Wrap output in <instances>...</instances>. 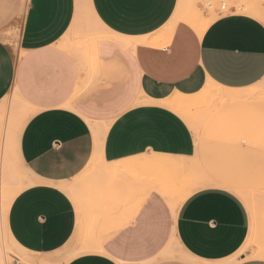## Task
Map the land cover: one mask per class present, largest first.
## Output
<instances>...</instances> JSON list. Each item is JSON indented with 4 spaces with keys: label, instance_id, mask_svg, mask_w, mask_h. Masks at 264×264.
Instances as JSON below:
<instances>
[{
    "label": "crops",
    "instance_id": "1",
    "mask_svg": "<svg viewBox=\"0 0 264 264\" xmlns=\"http://www.w3.org/2000/svg\"><path fill=\"white\" fill-rule=\"evenodd\" d=\"M181 6L0 0V103L16 91L32 109L12 145L32 179L4 220L17 248L5 264H264V250L239 253L250 215L232 183L198 186L184 118L200 92L230 104L258 94L264 21L221 14L199 34ZM177 95L182 109L164 103ZM7 119L0 109V184Z\"/></svg>",
    "mask_w": 264,
    "mask_h": 264
},
{
    "label": "rangeland",
    "instance_id": "2",
    "mask_svg": "<svg viewBox=\"0 0 264 264\" xmlns=\"http://www.w3.org/2000/svg\"><path fill=\"white\" fill-rule=\"evenodd\" d=\"M195 2L197 6L194 5ZM258 5L264 11V0H182L179 15L186 18L190 16L191 8H195L203 20L208 21L221 14L246 13L244 6L259 8ZM84 14L90 24L101 31L87 4ZM18 32L19 22L6 33L5 40L14 49L17 46ZM257 84L260 85L258 94L247 101L234 104L214 100L200 92L199 101L184 117L197 141L198 186H210L206 181L211 179H226L232 183V186L228 185L226 188L236 192L247 205L250 235L239 253L247 252L250 257L258 250H264V76ZM0 109L8 113L5 139L7 147L2 153L0 184V262L5 264L17 248L7 238L4 220L14 196L30 185L28 180L32 179L31 174L20 163L12 145L15 144L18 129L24 121L22 119L26 120L32 109L16 91L2 100ZM244 109L249 110L247 118L239 119L234 116L241 110L244 112Z\"/></svg>",
    "mask_w": 264,
    "mask_h": 264
},
{
    "label": "bare ground",
    "instance_id": "3",
    "mask_svg": "<svg viewBox=\"0 0 264 264\" xmlns=\"http://www.w3.org/2000/svg\"><path fill=\"white\" fill-rule=\"evenodd\" d=\"M259 6V5H258ZM192 12L190 13V16H187L186 17V20L189 21L192 25L195 26L197 32L200 34L203 32V30L211 23L212 20H203V18L200 16V14L198 13V11L195 9V8H191ZM244 10L247 14L251 15V16H254L258 19H261L263 20L264 19V11L262 9H260V6L259 8L257 7H252V6H244ZM128 42V41H127ZM93 44V42H92ZM19 97V96H18ZM20 98V97H19ZM186 98L187 96H184V95H177L173 98H170L168 100H165L164 103H166L167 105H170V106H173L175 108H183V106L187 103L186 101ZM23 117L25 115H22ZM22 117V118H23ZM27 117V116H26ZM25 117V118H26ZM22 120L23 123L21 122V125L25 123L26 120L23 118ZM20 126V125H19ZM22 127V126H20ZM106 130V126H104L102 128V131L104 132ZM18 132H19V129H18ZM6 139V138H5ZM4 141V140H3ZM7 142V141H6ZM6 144V143H5ZM6 146H4V148H6ZM95 158V156H94ZM1 223V222H0ZM1 227V226H0ZM1 246V245H0ZM0 251H1V247H0ZM263 253V252H262ZM263 258H264V254H260ZM259 256V255H258ZM260 256V257H261ZM261 257V258H262Z\"/></svg>",
    "mask_w": 264,
    "mask_h": 264
}]
</instances>
